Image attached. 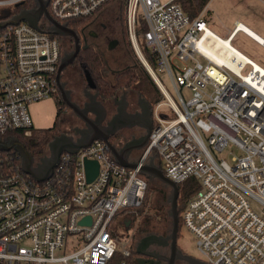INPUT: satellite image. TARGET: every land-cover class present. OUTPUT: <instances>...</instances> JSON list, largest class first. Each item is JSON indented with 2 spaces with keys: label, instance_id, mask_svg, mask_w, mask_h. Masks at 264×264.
<instances>
[{
  "label": "built area",
  "instance_id": "2783aa9c",
  "mask_svg": "<svg viewBox=\"0 0 264 264\" xmlns=\"http://www.w3.org/2000/svg\"><path fill=\"white\" fill-rule=\"evenodd\" d=\"M20 1L0 0V6ZM110 1L49 0L47 8L65 23L90 17ZM122 1L137 49L138 25L146 28L144 45L155 69L144 59L166 100L152 109L137 166L119 164L108 144L94 139L75 153L62 151L50 177L35 181L11 162L15 150L0 149V264H108L115 252L125 255V248L118 250L113 218L142 203L146 181L139 167L151 154L174 183L193 178L198 184L181 219L202 259L264 264V215L250 200L264 206V68L232 45L233 35L244 32L240 22L223 37L176 0ZM61 51L57 36L24 20L0 27V135L30 133L28 107L56 93ZM157 72L166 74L177 100ZM181 88L190 92L188 98ZM165 102L168 110L161 107ZM85 159L98 163L90 181ZM84 216L90 222L80 224Z\"/></svg>",
  "mask_w": 264,
  "mask_h": 264
},
{
  "label": "water",
  "instance_id": "95a60500",
  "mask_svg": "<svg viewBox=\"0 0 264 264\" xmlns=\"http://www.w3.org/2000/svg\"><path fill=\"white\" fill-rule=\"evenodd\" d=\"M48 1L49 0H34L35 6L33 8L21 10L18 14L11 17L10 19L0 22V27L6 24H16L19 21L24 20L31 26L40 29L38 21L43 17L48 22V28L46 30L47 32L54 33L59 36L70 37L73 40V49L61 55L55 78L56 84L61 92L60 94L62 100L68 107H70L71 111L76 117L84 121V126L75 127L73 134H67L63 132L53 137V139L48 143V154L43 155L37 164H34V158L26 149L25 145L15 137H11L6 143L1 144L0 149L5 151L10 149L15 150L20 159L21 170L29 174L35 181H42L50 177L54 167L58 164L59 156L62 151L75 153L78 151V149L88 146L94 139H102L108 144L110 152L116 162L127 167H136L137 160H129V153L132 149H143L145 147L148 142L150 130L152 128L150 108L147 102L143 98L138 97L137 105L140 106L143 114L141 113L140 115L138 112L127 113L126 107L128 106V101L126 99L125 92H123L120 99L115 102V113L106 124H103L102 121L106 115V109L103 104L96 99L97 94L90 91V88L93 87V84L91 83V79L87 73H85V77L87 84L90 87L88 89L85 88V96L87 97V101L82 106H80L71 99L69 90L65 88V83H61L59 80L61 72L74 60L77 52L79 51V37L73 29L69 28L65 23H62L51 16L47 10ZM262 43L264 44V41H262ZM115 45L116 40H111L108 45V49H112ZM134 48L139 60L142 62L150 76L157 84L152 70L148 66L140 50L135 46ZM88 113L94 114V117L90 118ZM144 113L148 117V126L142 125L139 122V118L143 116ZM133 125L143 127L145 129V134L137 138H131L121 147H117L110 142V135L114 134L121 128L131 127ZM140 139L142 142L139 145L135 144V142L140 141ZM84 167L87 180H92L97 173V161L85 159ZM139 172L147 175L150 178L158 180L170 188L169 216L171 218V227L170 233L167 235V239L171 242L172 253L170 257L166 258V264H173L174 250H177L175 241L179 228L177 210L178 186L164 175L160 166L155 162V156L153 154L150 155L147 162L140 165ZM89 222V216H84L79 220L80 224Z\"/></svg>",
  "mask_w": 264,
  "mask_h": 264
},
{
  "label": "rangeland",
  "instance_id": "374dc122",
  "mask_svg": "<svg viewBox=\"0 0 264 264\" xmlns=\"http://www.w3.org/2000/svg\"><path fill=\"white\" fill-rule=\"evenodd\" d=\"M161 1H166V0H161ZM13 6L14 4L7 5L6 7L11 8ZM97 13H99L98 16H100V18L103 19V21L108 25V28L105 30V33H108L111 36L118 38H119L118 33H121V37H122L121 42L119 41V43L110 50L106 49L104 44L102 45L103 51L105 53V58L107 60L108 75L112 76V74L118 71L119 69H122L127 65L132 64L133 60L130 56L131 55L130 51H133L135 54L136 52L128 30H127V35L125 36L124 34L123 36L124 29L120 17H118L119 12L117 5L109 4L106 8H102ZM200 14L201 17L205 19L208 26L212 28L215 32H217L220 36L225 37L229 33V31L234 25L235 19H237L238 21L242 22L252 30L259 32L264 36L262 32L264 31V0H213L210 4H208L204 8V10H202V13L200 12ZM137 40H138L137 45L141 52V47L144 44V38L142 36L137 37ZM67 42H68L67 39L64 40L65 45L63 44L62 46L63 49H66L65 47H68ZM231 43L241 53H243L244 55H246L251 60H253L254 62H256L257 64L261 65L264 68L263 45L256 43L251 37H249L242 31H239L236 34V36L231 41ZM69 75L72 76L69 78L68 86H66L65 88H70L73 92V96L77 99H80L81 90L83 87H85L84 80L82 79L83 77L82 70L81 69L78 70V67L76 66L68 67L64 72V77L68 79ZM157 75L160 81L162 82L163 86L165 87V89L171 95V97L177 100V94L166 74L164 72H157ZM180 92L185 98H188L190 96V92L185 88H181ZM161 107L163 110H168V105L166 102L163 103ZM61 108L64 109L65 113L61 117L60 127L63 131H69V128L71 126L78 125L79 123L78 119L76 116H74V114H72V111L68 109L67 105L66 106L61 105ZM28 109H29L30 118L32 120V127L45 128L52 126V120L54 119V115H55V102L53 97H48L36 101L34 103H31ZM229 149H230L229 147L225 148V150L222 153L226 154V151H228ZM46 154H48V148L44 155ZM151 179L153 180L155 186L153 187L152 190L149 189L148 195L144 194L143 198L144 199L146 197L147 198L144 205L141 206L143 208L142 212L135 213L136 215L135 220L132 218V216L129 217L132 220V224L128 233L133 234L131 236L132 238L131 240H129V238L127 237L128 233L125 234L126 237L125 235L121 234L123 240H120L118 238V250H121L122 248L128 250L133 249L136 243V238L140 235H144L145 233H153L152 235L155 236H160L158 234L161 233H166V232L170 233L171 218L169 222L168 221L164 222L162 220H159V217L157 215H154L155 214L154 208L157 209L159 208V203L161 202V199L163 197L167 198V203H169L170 189L167 190L165 187H163L160 184L161 182H159L158 180L156 179L154 180V178ZM250 200L252 207L258 213L264 215V206L254 199H250ZM167 208L169 215V205H167ZM146 218H149V220L145 221L144 224L147 223L148 221H151V223L149 222L150 225L148 226V228H146V231L138 232L137 230L138 223L140 222V220H144ZM119 219L121 218L118 217L116 220ZM178 234L180 235V242L184 245V247H186L189 251H192L199 257H201L195 246V236L189 230H187L183 224L179 226ZM64 252H68V250ZM61 253L62 252L59 250L56 251V254H61Z\"/></svg>",
  "mask_w": 264,
  "mask_h": 264
},
{
  "label": "trees",
  "instance_id": "16d2710c",
  "mask_svg": "<svg viewBox=\"0 0 264 264\" xmlns=\"http://www.w3.org/2000/svg\"><path fill=\"white\" fill-rule=\"evenodd\" d=\"M183 10L191 17L194 18L202 12L205 5L209 0H176ZM109 4H116L118 7L119 17L121 23L123 24V36L127 35V28L125 25V8L123 1L113 0L109 3L103 5L102 8H106ZM35 6L34 0H23L16 4L13 7L9 8L6 6H0V22L10 19L11 17L18 14L21 10L30 9ZM101 8V9H102ZM49 11V7L47 8ZM100 9V10H101ZM99 13H95L94 15L86 18H79L73 21H66L65 24L73 29L77 36L80 39L79 30L80 28L89 24V22L98 16ZM39 27L43 30H47L48 22L46 19H42L41 22L38 23ZM144 24L140 22L138 28L136 30V37H143L145 31ZM53 36H57L60 40L61 50L64 44L63 40L70 39V37L59 36L54 33H50ZM65 45V44H64ZM130 45V44H129ZM130 47V46H129ZM131 58L133 63L127 65L126 67L119 69L115 73L108 75L107 71V60L105 58V53L103 50L97 48L94 45H88L85 48H81L77 54L78 60V70H82L84 80V88H90L87 84V80L85 77V73H87L91 79V83L95 92L98 93V96L101 98L102 101L110 103L114 98L119 97L123 92L127 93V97L129 100L135 99L138 95L143 98L151 107L154 106L160 100L164 99V96L160 89L158 88L157 84L150 76L149 72L146 70L142 62L138 59L136 54L133 51H130ZM141 53L148 62V64L155 69V59L149 49L143 44L141 47ZM54 102L56 105V114L53 121L52 126L45 127V128H30L29 134H24L23 129H15L9 132H6L0 135V140H8L11 137H15L20 140L26 147V149L30 152L33 156L34 160H38L41 156L45 154L48 148V143L50 140L53 139L56 135L63 133L64 131L60 127V120L61 117L64 115V109L61 108V105L66 106L64 101L62 100L59 93H55ZM69 110L70 107H68ZM65 133V132H64ZM112 137L110 138V141ZM12 161L14 164L20 165V159L17 157L16 153L10 151ZM4 155H8L7 152H3ZM155 162L160 166L159 159L156 156ZM139 175L146 181V188L144 194L148 195L149 189H153L155 184L153 180L143 173H139ZM155 180V179H154ZM163 187L167 190L170 188L165 186L164 184L160 183ZM178 186V197H177V210H178V221L179 226L182 224L181 219V212L185 206L186 200L198 189V184L193 178H188L184 183L177 184ZM147 189V190H146ZM164 190V189H163ZM166 193V192H165ZM147 198V197H146ZM146 198L142 200V203L135 207V208H124L119 210L113 218V221L116 220L118 217L120 218H132L135 220L136 215L135 213L142 212L143 208L141 207L146 202ZM167 205V198L163 197L161 202L159 203V208H154V215L159 217V220L164 222H169L170 217L168 215V208ZM145 218V217H144ZM149 220L146 218L144 220H140L137 225L138 232L146 231V228L150 225L151 221H148L144 224L145 221ZM150 222V223H149ZM124 254L121 251L115 252L112 256L108 264H123L124 261Z\"/></svg>",
  "mask_w": 264,
  "mask_h": 264
},
{
  "label": "flooded vegetation",
  "instance_id": "af4514ba",
  "mask_svg": "<svg viewBox=\"0 0 264 264\" xmlns=\"http://www.w3.org/2000/svg\"><path fill=\"white\" fill-rule=\"evenodd\" d=\"M42 19L43 17L39 19L38 23L41 22ZM107 28H108V25L103 21V19L100 18V16L93 18L89 22V24L80 28L79 30V35H80L79 50L81 48L87 47L88 45H94L97 48L103 50L102 45L104 44L106 49H108V45L111 40H116V45L119 43V41L121 42V39H122L121 33H118L119 38L113 37L110 34L105 33V30ZM64 38H66V36ZM67 41H68L67 42L68 47H65L66 49L62 48V51H61L62 54L67 53L73 49V42H71L69 38L67 39ZM77 54L74 60L61 72L59 81L61 83H65V87L68 86L69 78L72 75H69V77L67 76L68 79H66V77H64V72L68 67H73V66L77 67V65L79 64L77 60ZM67 89L70 92L71 99L75 101L77 104H79L80 106H82L87 101V97L85 96L84 87L81 90L80 99H77L73 96V92L70 88H67ZM90 91L92 93L97 94L96 99L99 100L106 109V115L102 121L103 124H106L107 121H109L112 115L115 113V108H116L115 102L118 101V99H120L122 94L119 97L114 98L110 103H108V102L102 101L101 98L98 96V93L95 92L93 89H90ZM56 93H59V94L61 93L58 86H57ZM125 96L128 101V106L126 107L127 113L138 112L140 115L141 113L143 114L140 106L137 105V100H138L137 98L140 96L137 95L135 99H131V101L128 99L126 92H125ZM148 106L150 108V118L152 121V109L149 104ZM95 109L97 110L96 107ZM88 116L90 118H93L94 114L88 113ZM77 119L79 122L78 125L71 126L69 128V131H64L65 133L73 134L74 133L73 130L75 129V127L84 126V121H82L78 117ZM139 122L142 125H146V126L149 125L148 117L145 113L143 116L139 118ZM144 134H145V129L143 127L133 125L131 127H124V128L117 130L114 134L110 135L109 140L112 137V140L110 142L116 145L117 147H121L124 143L129 141L131 138H137ZM141 142L142 140L140 139V141H136L135 144L139 145ZM141 153H142V149H132L129 153V160H137V158L141 155ZM40 158L38 160H34V164H37ZM131 224H132V220L130 218H121L119 220H114V230H115L116 236L120 240H123L121 237V234L125 235L128 233L129 229L131 228ZM168 233L169 232L158 234L160 236L152 235L153 233H145L144 235L138 236L136 238V243L134 245V248L130 250L126 249L127 253L124 255L125 260L122 263L123 264H166L167 263L166 258L170 257L172 253L171 242L170 240L167 239ZM132 235L133 234H129V233L127 234V237L129 238V240H131ZM175 246L177 247V250H174L175 252H174V263L173 264H209L204 259H202L198 255H196L195 253H193L192 251H189L186 247H184V245L180 242V235L178 233L176 236Z\"/></svg>",
  "mask_w": 264,
  "mask_h": 264
},
{
  "label": "bare ground",
  "instance_id": "6f19581e",
  "mask_svg": "<svg viewBox=\"0 0 264 264\" xmlns=\"http://www.w3.org/2000/svg\"><path fill=\"white\" fill-rule=\"evenodd\" d=\"M239 27H241L246 34H248L249 36H251L255 40H258L259 42H262L263 41V39L259 35H257L252 29H250L245 24L242 23V24L239 25ZM239 56H242V55L240 54ZM252 62L254 63L255 66H258L257 63L254 62L253 60H252Z\"/></svg>",
  "mask_w": 264,
  "mask_h": 264
},
{
  "label": "crops",
  "instance_id": "0c3cea01",
  "mask_svg": "<svg viewBox=\"0 0 264 264\" xmlns=\"http://www.w3.org/2000/svg\"><path fill=\"white\" fill-rule=\"evenodd\" d=\"M213 0H209L208 2H207V4L205 5V7L208 5V4H210L211 2H212ZM204 7V8H205ZM204 10V9H203ZM202 13V12H201ZM236 21H238L237 19H235V21H234V23L236 22ZM238 22H240V21H238ZM240 24H242V22L240 23ZM233 28V27H232ZM232 28H231V30H232ZM251 29V28H250ZM230 30V31H231ZM262 30V29H261ZM229 31V32H230ZM257 35H259L262 39H263V41H264V36L262 35V34H260L259 32H256L255 30H253ZM263 32V34H264V31H262ZM217 33V32H216ZM238 33V32H237ZM237 33H235L234 35H233V37H232V40L234 39V37L236 36V34ZM218 34V33H217ZM229 34V33H228ZM246 35H248V34H246ZM249 36V35H248ZM249 37H251V36H249ZM252 38V37H251ZM256 43H258V44H261V45H263L264 46V44H262V43H259L257 40H255L254 38H252ZM55 114H56V105H55ZM54 118H55V115H54ZM53 121H54V119L52 120V124H53Z\"/></svg>",
  "mask_w": 264,
  "mask_h": 264
}]
</instances>
